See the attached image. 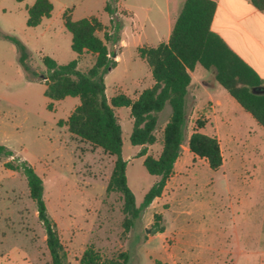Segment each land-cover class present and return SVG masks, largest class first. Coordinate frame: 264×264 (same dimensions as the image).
I'll list each match as a JSON object with an SVG mask.
<instances>
[{"label":"rangeland","instance_id":"rangeland-1","mask_svg":"<svg viewBox=\"0 0 264 264\" xmlns=\"http://www.w3.org/2000/svg\"><path fill=\"white\" fill-rule=\"evenodd\" d=\"M51 1V16L30 27L26 7L35 0H0V144L14 151L16 162L27 160L42 176L66 264H79L89 245L103 258L127 252L128 264H264V127L245 109H231V120L221 125L224 163L216 170L205 158L190 155L188 137L197 125L196 117H189L176 171L163 194L144 209L129 231L123 225L121 194L107 192L115 156L59 124L80 104L79 97L54 101L48 109L51 100L45 95L42 56L61 64L77 58L63 20L67 9H72L75 20L97 16L104 25L98 31L102 38L105 32L118 34L117 42H107L118 62L106 75L107 96L125 93L137 98L154 82L138 49L166 38V13L174 17L183 0ZM4 35L26 45L29 63L39 77L27 78L16 45ZM94 62L95 56L86 53L78 67L86 70ZM203 72L199 67L195 75ZM219 88L210 92L223 101L224 95L232 98ZM206 94L199 98L201 102ZM116 114L123 130L129 185L140 205L159 177L147 171L144 156L138 155L142 146L131 143L130 109L117 107ZM166 114L162 112L157 142L148 146V154L154 157L163 149ZM203 129L210 132L213 127ZM14 157L0 158V264H52L26 177L4 166ZM157 213L162 215L163 231L156 229Z\"/></svg>","mask_w":264,"mask_h":264},{"label":"trees","instance_id":"trees-1","mask_svg":"<svg viewBox=\"0 0 264 264\" xmlns=\"http://www.w3.org/2000/svg\"><path fill=\"white\" fill-rule=\"evenodd\" d=\"M23 1V0H18ZM264 9V0H252ZM108 10H112L109 5ZM217 8L214 0H185L183 8L173 26L168 41L156 46L139 47V56L151 68L154 84L141 91L137 98L119 93L107 96L106 75L118 64L116 55L107 42H117L118 34L98 31L104 28L97 16L73 19L72 9L63 14L65 27L72 34V49L77 58L68 63H59L49 55L42 56L45 66V95L53 102L68 96L79 97L77 105L67 119H61L60 125L67 126L70 133L101 147L115 156V163L107 185V192L120 193L123 199L122 211L125 215L123 225L129 231L142 216L145 208L160 197L174 174L175 163L181 155L187 130L186 97L191 84V71L197 64L205 69H214L217 81L251 116L264 127V94H255L253 87L264 85L259 74L240 58L211 28ZM54 9L51 0H35L27 6V25L39 26L45 17H50ZM12 41L19 53V63L29 80L39 77V73L29 63V50L17 37L4 35ZM95 56L94 64L79 69V59L83 54ZM170 105L172 114L163 130V149L158 157L148 154V146L158 140L159 113ZM117 107H128L133 120L130 136L133 145L142 146L139 156H144L147 171L159 177L137 205L134 191L127 176L128 161L123 156V130L116 114ZM196 129L188 140V148L195 156L205 158L211 169H219L224 163L220 140L216 135L203 132L205 122H196ZM14 157V151L0 144V158ZM15 157L4 166L21 171L27 180L30 197L36 203L38 217L46 231V242L52 264H66L65 252L56 223L50 217L45 199V184L42 176L27 160ZM157 231H163L159 221L162 215H155ZM129 254L103 258L93 245L83 252L79 264H128Z\"/></svg>","mask_w":264,"mask_h":264},{"label":"crops","instance_id":"crops-1","mask_svg":"<svg viewBox=\"0 0 264 264\" xmlns=\"http://www.w3.org/2000/svg\"><path fill=\"white\" fill-rule=\"evenodd\" d=\"M214 1L217 3V8L211 25L212 30L219 34L228 46L264 80V9L257 7L252 0ZM184 3L185 0L181 2L174 17H169L166 13V38L160 41V43L169 40L173 26ZM199 67L203 66L197 64L195 69L191 71L192 80L186 97L187 117L188 119L190 116L196 117L195 122L201 119L205 122V126H212L213 130L210 132L204 131V129L201 130L205 133L216 135L220 140L221 125L231 120L233 113L231 109L239 110V106L241 107V105L233 97L230 98L224 95L225 101H223L220 97H216L211 93V90L219 87H222L225 91L227 90L217 81L214 69H205L203 67L205 72L196 76L195 73L199 70ZM204 93H207L206 95L208 96L201 102L199 98ZM164 111H167L165 125L171 117L172 109L170 105H167L158 115V125ZM198 114L204 115V118L197 117ZM249 134H252V131H249ZM237 147H241L240 143H237ZM191 153L190 155L193 156L194 154ZM181 158L182 154L175 163L174 171H176V166Z\"/></svg>","mask_w":264,"mask_h":264},{"label":"water","instance_id":"water-1","mask_svg":"<svg viewBox=\"0 0 264 264\" xmlns=\"http://www.w3.org/2000/svg\"><path fill=\"white\" fill-rule=\"evenodd\" d=\"M252 92L255 94H264V85L253 87Z\"/></svg>","mask_w":264,"mask_h":264}]
</instances>
